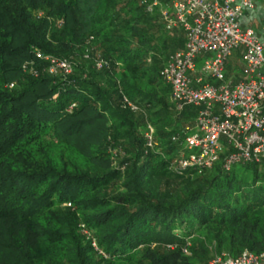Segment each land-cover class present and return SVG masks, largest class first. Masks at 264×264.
<instances>
[{"label": "trees", "instance_id": "16d2710c", "mask_svg": "<svg viewBox=\"0 0 264 264\" xmlns=\"http://www.w3.org/2000/svg\"><path fill=\"white\" fill-rule=\"evenodd\" d=\"M171 1L0 0V264H208L223 251L264 252L262 164L173 162L198 108L177 110L160 75L184 47L161 18ZM32 48L70 73L31 64Z\"/></svg>", "mask_w": 264, "mask_h": 264}, {"label": "built area", "instance_id": "2783aa9c", "mask_svg": "<svg viewBox=\"0 0 264 264\" xmlns=\"http://www.w3.org/2000/svg\"><path fill=\"white\" fill-rule=\"evenodd\" d=\"M253 4L254 0H172L170 8L160 11L166 28H179L184 34V47L167 57L161 78L177 110L185 105L198 108L173 158L181 167L207 170L221 161L228 171L236 165L264 163V23L260 32L240 23L243 10ZM32 51L36 59L47 62V73H70L67 60ZM101 64L96 62L97 67ZM229 67L233 72L225 76ZM31 73L36 75L37 69L31 68ZM144 135L151 147V127ZM91 245L103 254L93 241ZM208 264H264V252L222 254Z\"/></svg>", "mask_w": 264, "mask_h": 264}, {"label": "crops", "instance_id": "0c3cea01", "mask_svg": "<svg viewBox=\"0 0 264 264\" xmlns=\"http://www.w3.org/2000/svg\"><path fill=\"white\" fill-rule=\"evenodd\" d=\"M240 23L260 32L264 23V0H254L253 8L243 10Z\"/></svg>", "mask_w": 264, "mask_h": 264}, {"label": "rangeland", "instance_id": "374dc122", "mask_svg": "<svg viewBox=\"0 0 264 264\" xmlns=\"http://www.w3.org/2000/svg\"><path fill=\"white\" fill-rule=\"evenodd\" d=\"M49 21L50 22H53V25L54 26H58L60 23H61V21H59V19L58 20H52V19H49ZM32 56L30 57V58H28L27 59V61L28 62H30L31 64H34L35 63V55H34V51H32V54H31ZM26 61V62H27ZM91 61H93V64L95 63V66H96V62L98 61V60H91ZM231 61H235L233 64H236V62H237V60L235 59V58H231ZM23 65H25V60L22 62V64H21V66H23ZM115 163V162H114ZM113 163V164H114ZM260 168L264 171V163L262 164V165H260ZM84 229L86 230H84V231H82L81 230V228H80V234L85 238V240L87 241V242H89L90 243V246H92L91 245V242L93 241L95 244H96V239H95V237L93 236V233L91 232V231H89L88 229H86L85 227H84ZM175 232H176V230H175ZM213 245V244H212ZM211 246V245H210ZM211 249H213V246H211ZM214 254V253H213ZM225 255V256H227L226 255V253L223 251L222 253H220V254H217V255H214V256H220V255Z\"/></svg>", "mask_w": 264, "mask_h": 264}]
</instances>
